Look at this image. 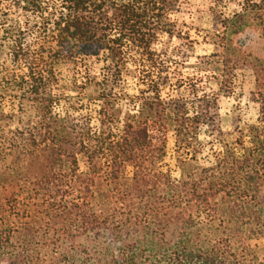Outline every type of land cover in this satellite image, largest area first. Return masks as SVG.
I'll return each mask as SVG.
<instances>
[{"label":"trees","instance_id":"trees-1","mask_svg":"<svg viewBox=\"0 0 264 264\" xmlns=\"http://www.w3.org/2000/svg\"><path fill=\"white\" fill-rule=\"evenodd\" d=\"M14 1L37 13L48 2ZM60 1V15L48 23L53 45L39 52L0 0V55L7 50L27 70L9 81L18 109L0 103V264H246L255 255L233 262V240L249 250L246 233L264 234V0H245L211 56L221 89L237 70L255 76L259 121L232 142L219 126L217 96L196 90L189 115L186 103L162 95L168 78L150 49L160 31L171 33L168 16L179 0ZM128 46L150 70L139 72L137 109L123 111L116 89ZM105 52L109 73L93 100L97 126L78 110L56 113L48 59ZM204 128L221 145L209 165L199 161ZM170 131L178 180L161 167Z\"/></svg>","mask_w":264,"mask_h":264},{"label":"rangeland","instance_id":"rangeland-1","mask_svg":"<svg viewBox=\"0 0 264 264\" xmlns=\"http://www.w3.org/2000/svg\"><path fill=\"white\" fill-rule=\"evenodd\" d=\"M244 2L245 0H179L168 16L171 33L160 31L155 35L154 44L150 49L156 59L157 68L162 71L163 77L168 78L167 86L161 87L162 95L186 103L189 115L196 111V90L199 96L209 94L218 97L219 126L229 142L235 141L249 125L257 124L260 117L259 106L251 100V94L255 90L253 71L237 70L231 85L221 89V72L218 70V64L214 63L215 58L211 57L218 51L217 43L224 35L225 23L241 11ZM46 4L47 6L43 5L42 11L37 13L29 12L27 5L14 0H3L1 3V7H4L2 13H7L8 19L20 22L30 35L29 45L39 52L52 47L53 31L48 23L62 11L60 0H48ZM250 34L248 31L240 37ZM4 51L5 56L0 55V80L6 75L9 78L6 79L8 83H0V103L10 112L16 111L20 104L18 93L9 88V81L12 78L20 81L27 74V70L23 63H13L10 53ZM124 51L128 64L124 67L116 92L120 107L123 111H128L134 107L137 109L134 97L142 89L138 76L140 70L145 68V57L135 47L128 46ZM52 55L50 53V56ZM108 57L109 54L105 52L100 56H77L75 59L64 58L59 61L48 59L51 66L46 69L52 82L51 92L56 97V113H75L74 111L78 110L81 114L95 117L92 123L97 126L96 111L99 104L93 100L99 94L98 83L109 73ZM167 139V154L161 162V167L171 174L173 180H178L181 174L177 163L175 133L170 131ZM200 141L204 147L199 161L203 165H209L221 151V145L210 136L207 128L202 129ZM10 163L9 160L7 164ZM80 168L81 171L87 170V164L82 158ZM209 227L207 225V230H210ZM245 236L242 237L246 238L245 244H248L250 249H243L240 244L243 239L233 240L232 246L238 255L236 259L233 258V262L241 263L242 254L245 256L251 253L255 257L247 255L246 264H264V234L256 236L253 232L246 233ZM242 250L245 252L242 253Z\"/></svg>","mask_w":264,"mask_h":264}]
</instances>
